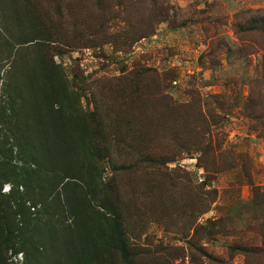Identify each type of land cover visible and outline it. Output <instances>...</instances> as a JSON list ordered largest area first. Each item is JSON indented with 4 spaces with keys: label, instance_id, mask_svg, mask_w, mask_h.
I'll return each mask as SVG.
<instances>
[{
    "label": "trees",
    "instance_id": "16d2710c",
    "mask_svg": "<svg viewBox=\"0 0 264 264\" xmlns=\"http://www.w3.org/2000/svg\"><path fill=\"white\" fill-rule=\"evenodd\" d=\"M59 4L54 21L39 13L38 0H0V264L3 248L43 253L54 264H106L107 255L136 264L145 253L135 244V231L145 227L140 214L161 215L166 234L204 229L194 220L208 210L214 191L166 167L199 146L192 135L200 133L189 123L191 111L157 94L152 127H140L141 106L118 108L112 101L103 111L95 99L94 109L84 110L74 80L53 60L70 44L59 42V23L71 6ZM235 33L264 36V16L248 18ZM152 76L124 77L109 95L132 103ZM169 124L177 128L162 144H150L153 127ZM116 152L125 157L117 161ZM5 184L8 194L1 193ZM175 215L183 223H171Z\"/></svg>",
    "mask_w": 264,
    "mask_h": 264
},
{
    "label": "rangeland",
    "instance_id": "374dc122",
    "mask_svg": "<svg viewBox=\"0 0 264 264\" xmlns=\"http://www.w3.org/2000/svg\"><path fill=\"white\" fill-rule=\"evenodd\" d=\"M58 1L38 0L39 13L49 12L58 20L54 13ZM60 4L71 6L62 10L64 19L59 23L63 24L59 42L70 44L53 60L68 80H74L84 110L94 109L95 99L103 111L112 101L118 108L141 106L146 118L139 119V125L151 126L157 94L191 111L189 123L200 133L192 135L199 146L166 167L185 172L194 184L203 182L205 190L214 191L208 210L196 213L194 220L204 229L192 228L185 234L171 228L176 233L166 234L157 221L161 215L140 214L138 223L145 227L135 231L140 237L135 244L145 253L136 264H264V36L235 33L248 18L264 16V0H62ZM145 71L154 77L144 81L148 88L132 103L109 95L122 78ZM177 127H153L148 141L162 144L161 139ZM120 151L130 157L129 149ZM125 156L115 154L117 161ZM10 188L5 184L1 193L8 194ZM171 223L181 224L183 219L175 215ZM2 252L3 264L55 262L28 250ZM106 257V264H120L114 255Z\"/></svg>",
    "mask_w": 264,
    "mask_h": 264
}]
</instances>
